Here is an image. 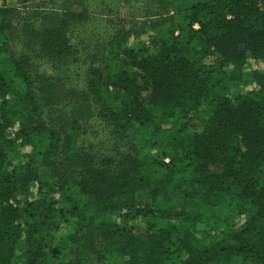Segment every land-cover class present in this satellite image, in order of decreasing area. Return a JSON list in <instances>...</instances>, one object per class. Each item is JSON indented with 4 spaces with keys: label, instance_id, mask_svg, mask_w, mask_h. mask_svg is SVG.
I'll return each mask as SVG.
<instances>
[{
    "label": "trees",
    "instance_id": "obj_1",
    "mask_svg": "<svg viewBox=\"0 0 264 264\" xmlns=\"http://www.w3.org/2000/svg\"><path fill=\"white\" fill-rule=\"evenodd\" d=\"M85 1L0 0V264H264V0Z\"/></svg>",
    "mask_w": 264,
    "mask_h": 264
},
{
    "label": "rangeland",
    "instance_id": "obj_2",
    "mask_svg": "<svg viewBox=\"0 0 264 264\" xmlns=\"http://www.w3.org/2000/svg\"><path fill=\"white\" fill-rule=\"evenodd\" d=\"M62 1L63 0H7L6 8H8L10 12L12 10L16 16H20V21H24V20H27L29 17H31L35 13L34 11H38L36 13H42L44 15L47 14L44 11H48V13L51 12L54 14L57 12L60 13L62 9L61 8ZM65 1L70 4L74 2L75 0H65ZM134 1H137V0H134ZM146 1L152 5V0H138L139 3L136 2V4L131 5L130 9H128L125 6V3L128 4L129 0H89L86 5H87V8L89 7L88 12L93 16V20L94 19L101 20L104 23L100 27L102 33L99 34L98 32L97 37L102 36L103 39L104 38L109 39L111 37V34L117 33L118 31H120L121 33L129 32L130 35L127 39V42L129 44L133 43L134 33L141 32L144 28L143 21L145 22L146 20V22L148 21L154 22L152 20L154 18L156 19V16L153 17L151 15L158 13V11L156 10L146 11L147 10ZM83 2H86V1L83 0ZM119 4L123 5L121 10L118 9L119 7H121ZM153 6H155L156 8V6L158 5H153ZM25 17L27 18L24 19ZM85 34H82V35H85ZM149 36L150 34L146 33L145 35L141 37V39L146 41L150 38ZM11 37L13 39L10 40L12 43L10 44V48L8 49V51L10 53L13 52L15 53V55H18V56L22 55L23 53L22 52L23 49L21 45L22 39L20 37H15V28L12 29ZM103 39L100 38L99 41H102ZM82 40L83 38H80L78 41L76 40V42H75V39L73 41V43H75V45L77 46V49L79 50H81L82 47H84V43L82 42ZM108 41L106 45H108ZM30 57H31L30 55H26V58L28 60L31 59ZM82 58L83 57L81 56V59ZM34 59L35 58H33L32 60ZM77 62H80V61H77ZM251 68L259 70V71H262L264 69L263 65L260 63H251ZM37 70L44 71V68L38 67ZM46 75L47 77H54V73H52L50 70L47 71ZM97 137H101V136L99 135ZM103 148L107 149L106 143H105V147L103 146ZM27 152L28 150L26 149H20L19 157L23 156V154ZM39 170L42 171V168L40 165H39Z\"/></svg>",
    "mask_w": 264,
    "mask_h": 264
}]
</instances>
